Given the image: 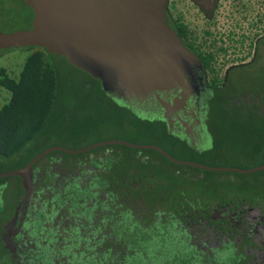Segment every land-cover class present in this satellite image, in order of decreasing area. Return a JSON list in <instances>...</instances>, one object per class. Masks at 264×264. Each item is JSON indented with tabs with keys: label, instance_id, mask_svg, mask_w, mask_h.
<instances>
[{
	"label": "flooded vegetation",
	"instance_id": "obj_1",
	"mask_svg": "<svg viewBox=\"0 0 264 264\" xmlns=\"http://www.w3.org/2000/svg\"><path fill=\"white\" fill-rule=\"evenodd\" d=\"M188 1L206 16L207 24L199 27L181 5L174 15L171 0L166 8L169 24L199 57L200 50L215 54L213 64L229 52L241 57L230 60L235 65L227 71L226 82L236 79V69L264 62V56H258L264 36L257 34L263 31L257 27L259 23L264 27V12L253 20L235 11L233 26L215 31L210 23L220 0L210 10ZM247 41L254 44L249 61L244 57ZM201 60L203 68L195 69L192 80L197 91L172 111V128L166 120L169 131L198 153L214 147L211 123L220 115L217 112L229 116L257 107L247 97L250 91L238 92L232 83L229 100L235 103H212L214 78L210 79V70ZM179 92L171 89L160 95L174 101ZM239 97L249 103H241ZM133 106L142 115L166 119V109L156 94L135 100ZM259 109L264 111V105ZM112 145L81 153L55 150L46 154L33 165L30 197L19 176L18 198L12 205L0 199L1 264H264V196L227 185L193 186L187 191L190 187L185 186L183 175L199 179L192 171ZM119 154L127 155L124 166L117 163ZM154 164L161 169L154 170ZM4 186L5 182L0 184V192Z\"/></svg>",
	"mask_w": 264,
	"mask_h": 264
},
{
	"label": "water",
	"instance_id": "obj_2",
	"mask_svg": "<svg viewBox=\"0 0 264 264\" xmlns=\"http://www.w3.org/2000/svg\"><path fill=\"white\" fill-rule=\"evenodd\" d=\"M206 10L215 0H194ZM169 0H25L32 7L30 29L14 32L0 30V50L38 46L67 57L76 67L101 80L103 89L134 105L156 94L166 109L164 117L174 125L172 111L186 104L198 87L192 84L201 58L189 49L168 21ZM180 91L174 101H165L160 92ZM182 89V90H181ZM189 90V91H188ZM187 125V122L184 121ZM109 144H124L136 149H154L182 165L212 171L253 173L264 164L251 168L209 166L172 156L156 144H138L125 139L94 143L81 149L52 146L26 166L0 173V179L20 176L30 197L33 191V165L55 151L81 153Z\"/></svg>",
	"mask_w": 264,
	"mask_h": 264
},
{
	"label": "trees",
	"instance_id": "obj_3",
	"mask_svg": "<svg viewBox=\"0 0 264 264\" xmlns=\"http://www.w3.org/2000/svg\"><path fill=\"white\" fill-rule=\"evenodd\" d=\"M29 47H37V49L27 57L19 78L11 76L7 68L0 65V87L7 88L11 92L10 101L0 108V162L2 163L0 165V173L25 166L39 153L54 145L80 149L107 139H125L138 144H156L172 156L182 160L199 161L193 156L207 153H198V151L192 150L187 141L170 132L166 119L148 116L142 118L139 116V110L133 105L122 100L121 104L113 99H111L110 105L107 106L115 114L119 112L120 116L125 118H121V122L117 123L115 130L110 131L109 128L104 127L107 130L106 132H101V134L93 137L92 140H88V142L85 140L67 139L62 140V142L45 141V137H50L52 134L48 129V125L52 122L50 117L61 91L66 90V88L69 89V87H77V90L80 91L99 93L104 91V89L100 79L93 77L90 73L76 66L74 67L81 70L84 74L70 73L66 77V82H63L54 67V59L51 57V54L57 53H51L43 47ZM263 50L264 45L262 49H259L258 56H264ZM198 53L203 59L205 68L212 71V61L215 58V54L209 50H200ZM65 58L67 59V57ZM67 61L69 62L68 59ZM242 69L248 71L251 76L255 74L254 72L259 73L262 70L259 74L261 79L260 81L258 80L257 85L242 86L238 91H250L247 97L252 98L257 107L246 111L244 109L239 112L235 111L233 112L235 114L229 116L228 114L217 112L220 115L214 118L211 123V128L214 132V147L212 150L207 151L217 154L223 153V149L221 150V145H219L221 142L238 141L248 148L246 150L247 154L249 153L248 155L258 156V162L253 166L247 167L251 168L264 164V111L259 109V105H264V62L242 66L234 72ZM231 83L236 85L239 81L231 77L225 85H222L216 78L213 79L212 87L215 89V95L212 103H235V101L229 100ZM240 102L243 104L249 103L242 101L241 98ZM95 129L98 130L97 127ZM112 146H123L125 151L144 152L152 156L153 162L161 161L169 167L184 170L193 168V166L177 164L154 149H135L121 144ZM7 162H14V164L11 167H7ZM183 172L185 174L189 171ZM216 173L219 174L208 175L204 173L203 180L207 178V181L204 182L215 188L227 185L230 188L239 189L249 194L264 196V173L258 176L252 175L254 173L244 174L232 171H219ZM209 177H213V179L208 180ZM6 180V178L0 179V184ZM3 259V255L0 254V264Z\"/></svg>",
	"mask_w": 264,
	"mask_h": 264
},
{
	"label": "rangeland",
	"instance_id": "obj_4",
	"mask_svg": "<svg viewBox=\"0 0 264 264\" xmlns=\"http://www.w3.org/2000/svg\"><path fill=\"white\" fill-rule=\"evenodd\" d=\"M220 0L219 7L215 13L213 20L211 21L210 25L212 29L215 31H222L220 27L227 31L228 29L233 26L232 24L237 19V13L240 10L243 13H246L252 18L253 20L257 15L264 12V0ZM171 7L173 8L172 11L174 15H176L177 8L179 9L180 5L183 6L186 13L188 14L189 18L192 20H196L199 27L205 26L208 20L206 16L203 15L199 11L197 7H195L191 2L188 0H171ZM243 8V9H242ZM249 9H253L251 13ZM236 11V12H235ZM245 14V15H246ZM254 16V17H253ZM34 20V12L31 6L25 3V0H0V30L3 32H14L24 29H30L32 27ZM250 19L247 21L249 23ZM250 23H253L251 20ZM252 26V24H250ZM254 24H257L256 22ZM257 30L262 29L263 31L251 30V32H258L259 37L264 36V27L258 24ZM247 24H245V30L250 31V28H246ZM256 28V27H255ZM219 35V32H216ZM224 32L222 35H225ZM254 45V44H253ZM253 45L249 41H247L246 46H244V57L249 61L253 56ZM262 48V47H261ZM37 49V47H19V48H10V49H3L0 50V65L7 68L8 72L11 76L19 78L20 73L23 69L25 61L27 57ZM243 53V54H244ZM51 57L54 59V67L60 74V78L63 79V82H66V77L70 73L76 74H84L81 70L74 67L75 65L70 64L67 59L62 55L51 54ZM241 58L239 56L234 55L232 52H229L228 55L223 57V61L220 60L219 62L213 64V70L210 71L209 77L210 79L216 78L220 84H226V74L230 67L235 65L234 61H230L233 59ZM243 58V57H242ZM227 61V62H226ZM259 73L254 72L253 76H251L248 71L245 69L238 70L234 72V76L238 80L239 83L236 84L238 89L249 86L257 85L258 80L260 81L261 76ZM11 99V92L9 89L0 87V108L7 104ZM113 99L118 103H121V100L117 97H114L113 94L102 91L99 93L91 92V91H80L77 90V87H69L66 90L61 91L59 95L54 109L52 111V116L50 120L52 121L48 125L49 131H51L50 137H45V141H61L62 140H92L93 137L101 134V132H106L107 130L104 127L109 128V130H115L117 127V123L121 122V118L125 119L124 117L120 116L119 112L115 114L113 110L107 106L110 105V101ZM142 118H145L146 115H140ZM98 128V130L95 129ZM48 131V132H49ZM79 138V139H77ZM124 145V144H121ZM210 145V140L209 144ZM219 145L221 150L223 149V153H215V152H208L193 156L195 159L199 160L197 162L209 165V166H233L239 168H247L249 166H253L258 162V156H250L247 154L248 148L244 146V144L238 141H226L221 142ZM118 149L124 150L123 146L118 147ZM209 150H212L209 149ZM246 151V152H245ZM135 153L136 151H131ZM124 153V152H122ZM118 157L119 161L117 163L124 166L126 164L127 155L119 154ZM24 158V157H23ZM121 159V160H120ZM2 163L0 162V165ZM14 162H7L6 166L11 167ZM5 165V163H4ZM154 170L161 169L160 165L152 166ZM255 167V166H254ZM194 175L199 176V179H195L188 175H183L184 184L187 191L193 188L200 189L205 188L207 185L203 180V175L205 174H219L216 172L219 171H212L208 169H202L198 167H193L190 169ZM201 171V172H199ZM252 175H260L264 173V170H259L253 172ZM250 174V173H244ZM207 175V177H208ZM5 186L3 187L2 191L0 192V199L6 200L9 205H12V202L16 200L19 196V192L21 191L20 185V177L19 176H10L6 178ZM213 179V177H209L208 180ZM204 185V186H203ZM187 195V192L185 193ZM1 254V250H0Z\"/></svg>",
	"mask_w": 264,
	"mask_h": 264
}]
</instances>
